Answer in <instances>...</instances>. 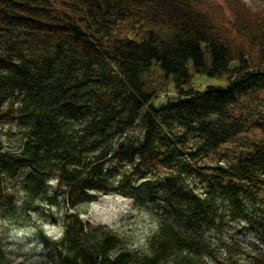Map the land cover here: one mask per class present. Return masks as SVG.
I'll list each match as a JSON object with an SVG mask.
<instances>
[{
    "label": "trees",
    "instance_id": "16d2710c",
    "mask_svg": "<svg viewBox=\"0 0 264 264\" xmlns=\"http://www.w3.org/2000/svg\"><path fill=\"white\" fill-rule=\"evenodd\" d=\"M229 8L232 37L200 0H0V121L15 120L18 134L15 147L0 148V184L24 173L30 198L54 178L65 187L58 264H238L214 255L206 231L223 211L251 221L249 205L264 226V140L234 161L198 163L245 131L235 110L243 98H264V17L244 3ZM117 25L145 36L106 46ZM189 63L224 85L194 90ZM153 64L179 98L153 103L143 80ZM9 102L17 105L5 113ZM95 193L153 208L150 255L113 254L114 232L85 229L74 209Z\"/></svg>",
    "mask_w": 264,
    "mask_h": 264
},
{
    "label": "rangeland",
    "instance_id": "374dc122",
    "mask_svg": "<svg viewBox=\"0 0 264 264\" xmlns=\"http://www.w3.org/2000/svg\"><path fill=\"white\" fill-rule=\"evenodd\" d=\"M208 12L218 18L230 37L234 36L231 23L234 16L229 3L245 4L253 13L264 17V1L261 0H200ZM127 36L141 39L144 31L129 30L117 25L111 36L102 39L107 46L115 38ZM190 85L200 91L207 86H222L225 77H208L203 72H195L189 63ZM146 89L154 92L153 103L159 105L166 100H176L179 93L173 87V81L164 77L159 67L153 64L143 76ZM188 87H184L187 89ZM16 103V102H15ZM15 103H5L3 111L11 112ZM14 104V105H13ZM244 118L245 131L235 139L221 145L217 151L202 157L198 163H228L234 161L239 153L251 141L264 140V98L245 97L235 107ZM17 122L0 121V148H13L17 145ZM126 168V167H125ZM160 175L166 171L159 169ZM24 173L2 174L0 189V249L8 259V264H58L59 256L55 243L61 238L66 210L65 187L58 185L56 179L47 182L45 193L38 198H30L22 188ZM184 181L200 191L198 182L191 176ZM257 205H249L253 222L259 219ZM84 223L86 230L104 228L114 232L118 245L112 253L129 250L141 255H150V237L157 230V216L153 208L146 203L116 193H95L92 201L77 204L74 209ZM217 227L206 231L205 239L213 248L217 257H233L238 264L253 261V255L264 256V226L260 227L248 219L238 218L222 212Z\"/></svg>",
    "mask_w": 264,
    "mask_h": 264
},
{
    "label": "water",
    "instance_id": "95a60500",
    "mask_svg": "<svg viewBox=\"0 0 264 264\" xmlns=\"http://www.w3.org/2000/svg\"><path fill=\"white\" fill-rule=\"evenodd\" d=\"M261 1H264V0H261Z\"/></svg>",
    "mask_w": 264,
    "mask_h": 264
}]
</instances>
